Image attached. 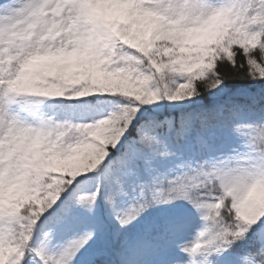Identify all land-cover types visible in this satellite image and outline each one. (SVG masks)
Instances as JSON below:
<instances>
[{
    "label": "snow or ice",
    "instance_id": "obj_1",
    "mask_svg": "<svg viewBox=\"0 0 264 264\" xmlns=\"http://www.w3.org/2000/svg\"><path fill=\"white\" fill-rule=\"evenodd\" d=\"M0 264H264V0H0Z\"/></svg>",
    "mask_w": 264,
    "mask_h": 264
},
{
    "label": "trees",
    "instance_id": "obj_2",
    "mask_svg": "<svg viewBox=\"0 0 264 264\" xmlns=\"http://www.w3.org/2000/svg\"><path fill=\"white\" fill-rule=\"evenodd\" d=\"M229 89L231 90H237V89H244L251 85V82L249 81H241V80H230L226 82ZM93 104H95V101H92Z\"/></svg>",
    "mask_w": 264,
    "mask_h": 264
},
{
    "label": "rangeland",
    "instance_id": "obj_3",
    "mask_svg": "<svg viewBox=\"0 0 264 264\" xmlns=\"http://www.w3.org/2000/svg\"><path fill=\"white\" fill-rule=\"evenodd\" d=\"M69 236L71 235V233L68 234ZM196 233L193 232L192 236L189 237V239H193L195 237ZM67 238V237H66Z\"/></svg>",
    "mask_w": 264,
    "mask_h": 264
}]
</instances>
